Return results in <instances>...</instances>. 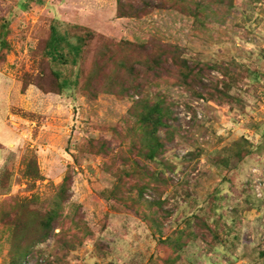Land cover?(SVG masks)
<instances>
[{"label":"rangeland","instance_id":"374dc122","mask_svg":"<svg viewBox=\"0 0 264 264\" xmlns=\"http://www.w3.org/2000/svg\"><path fill=\"white\" fill-rule=\"evenodd\" d=\"M143 1L0 0V264H264V0H203L217 9L203 24ZM55 23L95 35L77 91L61 95L44 57ZM154 40L207 65L205 86L148 73L126 43ZM105 48L111 74L142 61L138 94L114 75L86 88ZM156 105L173 116L152 161L142 117ZM50 212L55 234L35 244Z\"/></svg>","mask_w":264,"mask_h":264},{"label":"trees","instance_id":"16d2710c","mask_svg":"<svg viewBox=\"0 0 264 264\" xmlns=\"http://www.w3.org/2000/svg\"><path fill=\"white\" fill-rule=\"evenodd\" d=\"M174 5L176 6H184L182 7V12L189 11V15L194 16L200 24L206 22L208 19L201 17V12L211 11L216 16L217 9H212L213 4H222V0H217L214 3H204L203 0L199 2L196 0L191 1V4H197L195 9H189V6L186 5L188 0H173ZM144 2L145 6H150L151 2ZM164 6V5H163ZM162 5L156 7V9H162ZM230 9L233 8L231 5ZM146 12V10L144 11ZM121 17H127V15H121ZM75 30V32L70 29ZM80 26H73L70 29H66L65 31L62 29V26L59 24H52L50 28V36L47 40V43L44 46V57L49 66L50 76L53 80V87L58 92L53 90L49 91V93H56L61 95L64 92H75L81 82L82 76H85L84 64L89 60L88 58V49L90 43L93 41L95 37L94 33L91 31H87L86 35L81 34ZM86 32V31H85ZM7 33V31H6ZM6 34L4 35V31L0 33V46H8L6 42ZM124 44V43H123ZM129 47H133L136 49L139 57H144V64L147 65L148 73H151L156 79L160 80L167 75L172 74V72H176L177 75L181 78L182 82L187 85L196 84L200 88L205 86L204 75L206 74L207 65L202 63H195L193 61L185 58L184 51L179 46H172L169 44L160 43L154 40L152 42V47L149 48L146 45L141 47H137L134 43L127 42ZM110 48H105V51H102L101 58L96 59L94 61V65L92 70L90 71V75L86 76V88L90 89L91 92L97 94L99 92V88H97V84L101 79L109 78L111 75H114L115 79L113 82L115 84H121L123 91L122 94L125 96H130L131 93L138 94L144 85L141 81V76H137V70H139L138 66L142 64L141 60H137L135 56L131 55V67H128V63H115L113 65L114 72L109 73L108 64L110 58L107 57V52ZM129 50V48H128ZM159 52L154 62H157L159 58V63L156 64L155 67H152V58H154L153 53ZM161 54V55H160ZM169 55V57H168ZM95 59V58H94ZM127 62L128 59H126ZM171 61V62H170ZM115 62V61H112ZM216 69L219 70L218 67ZM143 73V71H141ZM129 74L130 78L133 77V82L135 86L130 88L125 82L126 74ZM109 93L116 94L115 91H108ZM147 114L142 117V122H144L147 127L149 126L152 130L148 132L149 135V153L147 157L152 161H157L160 156L161 151L164 149V145L159 138V132L162 129H168L170 127L169 122L173 116V110L168 109L164 110V107L160 105H156L148 108ZM38 178H43L40 173L37 175ZM27 177H33L32 175H28ZM66 186V185H65ZM65 186L62 189V193L65 194L66 188ZM143 194V192L141 193ZM59 214L50 212L44 219H42L39 223L40 236L39 240L35 242V244H40L46 242L49 237L55 234V223L59 218ZM30 254V251L26 252ZM25 255V256H26ZM30 258V259H27ZM24 257L21 264L27 263V261L31 260L32 256Z\"/></svg>","mask_w":264,"mask_h":264},{"label":"built area","instance_id":"2783aa9c","mask_svg":"<svg viewBox=\"0 0 264 264\" xmlns=\"http://www.w3.org/2000/svg\"><path fill=\"white\" fill-rule=\"evenodd\" d=\"M25 264H30L29 262L25 263Z\"/></svg>","mask_w":264,"mask_h":264}]
</instances>
